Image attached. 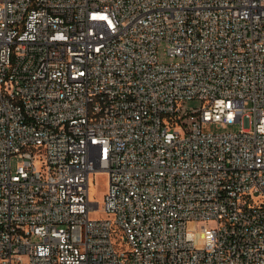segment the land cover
Listing matches in <instances>:
<instances>
[{"label": "built area", "instance_id": "1", "mask_svg": "<svg viewBox=\"0 0 264 264\" xmlns=\"http://www.w3.org/2000/svg\"><path fill=\"white\" fill-rule=\"evenodd\" d=\"M0 264H264V0H0Z\"/></svg>", "mask_w": 264, "mask_h": 264}, {"label": "rangeland", "instance_id": "2", "mask_svg": "<svg viewBox=\"0 0 264 264\" xmlns=\"http://www.w3.org/2000/svg\"><path fill=\"white\" fill-rule=\"evenodd\" d=\"M159 59L162 64H173L177 63L178 60L170 59L167 52V46L162 45L159 49ZM201 106V102L199 101H192L184 104L183 109L184 112L192 111L195 108H199ZM241 131V126L239 124L230 126L227 130H223L221 128H217L215 126H208L205 130L206 133H239ZM18 167L17 160L13 161V169L16 170ZM108 189V180L107 177L103 174H95L91 177V188H90V195L91 201L93 203H99L101 210L103 211L104 203H105V196ZM105 214L100 212V214H93L92 218L99 220L105 219ZM214 224L212 223H199V224H191L189 226V238L193 242H195L197 249H202L203 247V230L205 228H212Z\"/></svg>", "mask_w": 264, "mask_h": 264}, {"label": "bare ground", "instance_id": "3", "mask_svg": "<svg viewBox=\"0 0 264 264\" xmlns=\"http://www.w3.org/2000/svg\"><path fill=\"white\" fill-rule=\"evenodd\" d=\"M91 196V195H90Z\"/></svg>", "mask_w": 264, "mask_h": 264}]
</instances>
